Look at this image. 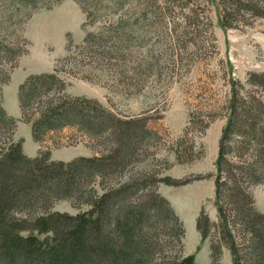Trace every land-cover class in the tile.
Returning a JSON list of instances; mask_svg holds the SVG:
<instances>
[{"label": "trees", "instance_id": "obj_1", "mask_svg": "<svg viewBox=\"0 0 264 264\" xmlns=\"http://www.w3.org/2000/svg\"><path fill=\"white\" fill-rule=\"evenodd\" d=\"M60 1L0 0V264H200L194 253L185 254L186 226L159 191L165 180L161 171L145 166L128 173L155 156L150 145L158 132L145 116L123 117L99 99L68 93L67 76H78V69L61 62L53 71L27 76L19 104L39 144L37 154H27L22 139L15 138L18 118L3 105V83L26 50L22 29L27 18L40 6ZM77 1L85 22L98 28L71 44L62 61L107 66L136 88L158 68L155 52L140 49L154 42L160 26L187 47L197 43L189 32L200 31L201 14L211 26L212 3L225 28L237 26L247 13L264 16V0ZM247 81L250 87L243 90L239 79H231L227 121L211 173L223 240L210 239V264H222L224 244L232 264H264V211L257 209L251 191L264 182V70L250 71ZM189 130L172 145L177 162L195 159L196 141ZM80 137H106L110 143L68 160L52 158L51 147L44 145ZM186 138L190 146L183 145ZM61 199L86 208L77 213L54 209ZM214 225L203 208L197 217L202 241Z\"/></svg>", "mask_w": 264, "mask_h": 264}, {"label": "rangeland", "instance_id": "obj_2", "mask_svg": "<svg viewBox=\"0 0 264 264\" xmlns=\"http://www.w3.org/2000/svg\"><path fill=\"white\" fill-rule=\"evenodd\" d=\"M198 1L202 3V0ZM210 7L211 26L201 14L200 31L189 32V37H196L195 44L180 47L173 31L164 26L158 28L154 42L140 49L146 54L155 52L158 68L155 74L143 79L141 88H136L115 76L107 66L74 59L62 61L70 52L71 44L81 43L88 31L98 28V23L85 22V13L77 0H61L51 7L40 6L24 23L22 34L25 40L22 43L26 50L11 67L9 80L3 83V105L9 114L18 118L15 138L22 139L23 150L25 143L29 155L34 152L36 155L38 150L34 147L31 124L21 117L20 85L28 75L53 71L61 62L63 67L66 64L79 72L78 76H67L68 93L99 99L123 117L145 116L158 132L150 145V149H156L157 153L136 163L128 173H140L145 166L161 171L165 180L159 183V191L183 219L186 251L194 253L200 264L210 262V239L223 240L217 226L211 173L215 169L219 139L227 121L231 79H239L246 90L250 87L247 81L249 72L264 70V16L253 17L247 13L237 26L225 28L216 4L212 3ZM198 10L203 13L200 8ZM193 118L194 123L191 122ZM210 118L209 126L202 131ZM187 127L196 141L193 146L195 159L177 162L171 148ZM61 142L47 140L44 144L51 147L52 158L68 160L77 155L94 154L110 143L106 137L98 140L80 137L73 142ZM183 142V145L191 144L187 138ZM31 148L34 151L31 152ZM251 191L257 209L264 211V182L253 185ZM53 208L77 213L86 205L75 207L69 199H61ZM203 208L215 222L206 239L208 243L201 241L197 227V217ZM220 261L232 264L231 250L226 244Z\"/></svg>", "mask_w": 264, "mask_h": 264}, {"label": "crops", "instance_id": "obj_3", "mask_svg": "<svg viewBox=\"0 0 264 264\" xmlns=\"http://www.w3.org/2000/svg\"><path fill=\"white\" fill-rule=\"evenodd\" d=\"M13 113H15V111H13ZM30 126H31V125H30ZM28 136H29V135H28ZM25 142H26V140H25ZM34 144H35V146H34L35 149L37 148V150H38V147H39L38 145H39V144L37 143V145H36V141H35V140H34ZM24 149H25V152H26L25 143H24ZM30 151H31V152L34 151L33 148H31ZM35 153H36V152H34L32 155H35ZM200 238H201V233H200ZM201 241H202V240H201ZM204 241H207V240H204ZM207 243H208V241H207ZM208 244H209V243H208ZM209 249H210V247H209ZM196 253H197V252H196ZM185 254H189V253L185 250ZM199 263H200V262H199ZM210 263H211V256H210V262H209V263L207 262V264H210Z\"/></svg>", "mask_w": 264, "mask_h": 264}]
</instances>
